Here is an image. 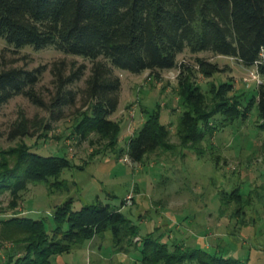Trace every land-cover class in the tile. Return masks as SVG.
Listing matches in <instances>:
<instances>
[{"label": "rangeland", "instance_id": "rangeland-1", "mask_svg": "<svg viewBox=\"0 0 264 264\" xmlns=\"http://www.w3.org/2000/svg\"><path fill=\"white\" fill-rule=\"evenodd\" d=\"M198 57L218 63L223 71L205 77L198 72ZM59 61L67 65V72L74 65L85 64L86 76L92 65L88 58L52 46L16 48L0 38V68H42L37 90L48 103L56 91L52 67ZM178 61L177 67L155 74L149 70L139 74L116 70L122 81L120 103L109 118L121 128L117 146L110 142L116 130L113 137L105 138L93 128L92 113L80 94L77 104L66 106L64 117L58 120H50L49 109L23 95L14 96L1 107L0 129L5 133L20 110L28 117H43L51 128L14 140L7 139L6 134L0 136V159L14 165L16 157L10 154L11 149L26 143L34 152L64 156L71 164L47 181L29 182L17 203L13 204L9 189L0 193V262L8 254H14V259L24 254L11 239L2 238L3 219L19 215L43 220L51 232L56 207L72 197L74 210L93 204L120 209L130 219L126 231L136 225L140 235L154 233L153 239L167 243L170 251H188L181 264H198L197 258L190 256L194 249L241 264H264V128L259 126L257 105L232 121L219 117L224 125L215 124L216 129L195 145V149L201 148L200 154L183 145L177 132L185 110L178 79L181 63L194 70L191 83L199 84L208 103L215 100L217 88L228 91L232 86L225 95L239 101L241 109L248 106L264 78L256 66H245L234 57L210 51L192 53L186 49ZM85 77L69 87H83ZM158 108L161 121L171 130L172 148L150 153L143 162H133L128 141L143 125L147 113ZM85 119L86 136L79 130H84ZM236 189L239 196L231 200ZM22 236L18 234V238ZM143 247V242L130 244L127 238L117 244L108 229L70 252L53 256L52 263L143 264Z\"/></svg>", "mask_w": 264, "mask_h": 264}, {"label": "trees", "instance_id": "trees-1", "mask_svg": "<svg viewBox=\"0 0 264 264\" xmlns=\"http://www.w3.org/2000/svg\"><path fill=\"white\" fill-rule=\"evenodd\" d=\"M0 38L16 48L52 46L92 61L87 76L85 64L74 65L67 72L63 61L54 63L56 91L49 103L37 90L42 68H0V109L14 96L23 95L33 104L49 109L50 120H58L64 117L66 106L77 104L80 94L92 113L93 128L105 138L113 137L116 130L110 141L114 146L121 130L109 118L120 103L122 81L117 69L134 74L145 70L160 73L177 67L179 54L188 49L192 53L210 51L234 57L245 66H256L264 78V0H0ZM197 66L205 77L223 71L218 63L202 57L197 58ZM193 72L181 63L178 79L185 110L177 132L183 145L200 154L201 148L195 149V145L216 129L215 124L224 125L219 117L224 122L232 121L246 116L255 105L259 126L264 128V80L258 83L248 106L241 109L238 100L236 103L225 95L232 86L228 91L217 88L215 100L208 103L199 84L191 83ZM84 77L83 87H69ZM87 121L82 123L84 130L79 129L84 136ZM50 128L43 117H28L20 110L6 133L0 129V136L6 134L7 139L14 140ZM170 135L169 126L161 121V109L148 112L143 125L128 141L131 160L143 162L150 153L171 149ZM10 154L16 157L14 165L0 159V193L9 189L13 204L29 182L47 181L71 164L64 156L34 152L26 143L11 149ZM235 192L231 200L239 196V190ZM73 203L70 197L56 207L51 232L43 220L19 215L3 219L2 238L11 239L17 248L24 249V254L15 259L14 254H8L0 264H53V256L70 252L77 244L108 229L113 231L117 244L126 238L130 244L143 242V264H181L187 255L183 249L170 251L167 243L153 239L154 233L140 235L136 225L129 228L130 233L126 231L130 219L118 208L93 204L74 210ZM18 234L23 236L18 238ZM136 237L139 239L134 241ZM190 256L197 258L198 264H241L202 249H194Z\"/></svg>", "mask_w": 264, "mask_h": 264}]
</instances>
